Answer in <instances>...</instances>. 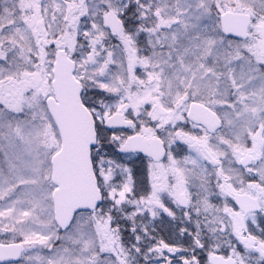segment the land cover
Segmentation results:
<instances>
[{
  "label": "snow or ice",
  "instance_id": "obj_1",
  "mask_svg": "<svg viewBox=\"0 0 264 264\" xmlns=\"http://www.w3.org/2000/svg\"><path fill=\"white\" fill-rule=\"evenodd\" d=\"M0 264H264V0H0Z\"/></svg>",
  "mask_w": 264,
  "mask_h": 264
}]
</instances>
